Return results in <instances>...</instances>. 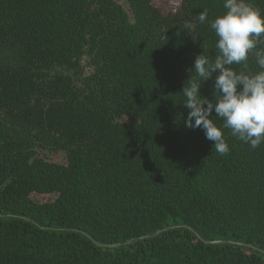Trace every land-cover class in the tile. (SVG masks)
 Listing matches in <instances>:
<instances>
[{
    "label": "trees",
    "instance_id": "1",
    "mask_svg": "<svg viewBox=\"0 0 264 264\" xmlns=\"http://www.w3.org/2000/svg\"><path fill=\"white\" fill-rule=\"evenodd\" d=\"M224 3L0 0V264H264V142L186 126Z\"/></svg>",
    "mask_w": 264,
    "mask_h": 264
},
{
    "label": "clouds",
    "instance_id": "2",
    "mask_svg": "<svg viewBox=\"0 0 264 264\" xmlns=\"http://www.w3.org/2000/svg\"><path fill=\"white\" fill-rule=\"evenodd\" d=\"M226 11L211 22L217 37L214 60L201 54L196 57L191 77L182 93L183 104L190 110L187 127H202L206 138L221 155L229 153L224 129L249 143L255 149L264 142V70L250 73L237 71L233 65L248 67L249 56L264 69V14L250 0H225ZM207 10L198 15L201 23L207 20ZM218 73L215 78L216 101L200 93L201 83ZM195 74V75H194ZM206 105V106H205ZM213 108L215 115H213ZM223 121V127L212 119ZM193 118L195 123L193 124Z\"/></svg>",
    "mask_w": 264,
    "mask_h": 264
},
{
    "label": "rangeland",
    "instance_id": "3",
    "mask_svg": "<svg viewBox=\"0 0 264 264\" xmlns=\"http://www.w3.org/2000/svg\"><path fill=\"white\" fill-rule=\"evenodd\" d=\"M154 4L161 10L162 13H168L176 10L181 0H153Z\"/></svg>",
    "mask_w": 264,
    "mask_h": 264
},
{
    "label": "water",
    "instance_id": "4",
    "mask_svg": "<svg viewBox=\"0 0 264 264\" xmlns=\"http://www.w3.org/2000/svg\"><path fill=\"white\" fill-rule=\"evenodd\" d=\"M174 226H170V227H167V228H164L162 229V231H165L167 229H170V228H173ZM147 237V236H145ZM205 243H217V242H221L220 240H213V241H207V240H204ZM236 245H243V246H247V247H250V248H255L253 247L251 244H248V243H243V242H234ZM95 244L97 246H100V247H108V248H116L118 246H120V243H114V244H105V243H99V242H95ZM260 252H263L262 250H260Z\"/></svg>",
    "mask_w": 264,
    "mask_h": 264
}]
</instances>
